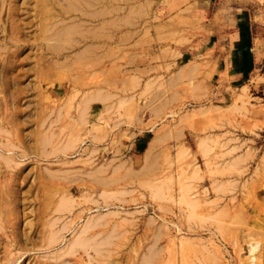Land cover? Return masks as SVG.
Segmentation results:
<instances>
[{
    "label": "rangeland",
    "instance_id": "1",
    "mask_svg": "<svg viewBox=\"0 0 264 264\" xmlns=\"http://www.w3.org/2000/svg\"><path fill=\"white\" fill-rule=\"evenodd\" d=\"M0 154V264H264V0H0Z\"/></svg>",
    "mask_w": 264,
    "mask_h": 264
},
{
    "label": "bare ground",
    "instance_id": "2",
    "mask_svg": "<svg viewBox=\"0 0 264 264\" xmlns=\"http://www.w3.org/2000/svg\"><path fill=\"white\" fill-rule=\"evenodd\" d=\"M53 1H54V0H53ZM96 1H97V0H96ZM69 6H70V5H69ZM90 7H91V6H90ZM65 13H66V12H65ZM97 15H99V14H97ZM76 25H77V24H76ZM99 31H101V30H99ZM58 35H59V34H58ZM82 112H83V111H82ZM5 133H6V132H5ZM65 149H66V148H65ZM64 151H66V150H64ZM59 152H60V151H59ZM52 153H53V152H52ZM0 155H1V154H0ZM2 159H3V158H2ZM9 161H10V160H9ZM4 162H5V161H4ZM9 164H10V163H9ZM65 204H66V203H65ZM68 207H70V206L68 205ZM61 208H62V207H61ZM64 209H65V208H64ZM54 237H55V236H54ZM54 237H53V238H54ZM54 239H55V238H54ZM54 239H53V240H54ZM52 242H53V241H52ZM72 248H73V247H72ZM72 248H71V249H72ZM69 249H70V248H69ZM252 250L254 251V249H252ZM69 252H70V251H69ZM67 253H68V252H67ZM67 253H66V254H67ZM149 261H151V260H149Z\"/></svg>",
    "mask_w": 264,
    "mask_h": 264
}]
</instances>
